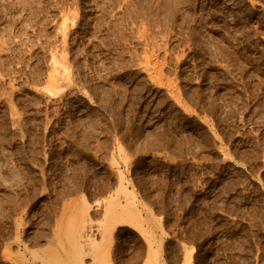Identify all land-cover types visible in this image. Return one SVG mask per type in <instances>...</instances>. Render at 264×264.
Here are the masks:
<instances>
[{
    "label": "rangeland",
    "instance_id": "obj_1",
    "mask_svg": "<svg viewBox=\"0 0 264 264\" xmlns=\"http://www.w3.org/2000/svg\"><path fill=\"white\" fill-rule=\"evenodd\" d=\"M84 218L85 264H264V0H0V264Z\"/></svg>",
    "mask_w": 264,
    "mask_h": 264
},
{
    "label": "bare ground",
    "instance_id": "obj_2",
    "mask_svg": "<svg viewBox=\"0 0 264 264\" xmlns=\"http://www.w3.org/2000/svg\"><path fill=\"white\" fill-rule=\"evenodd\" d=\"M52 78H53V77H52ZM49 79H50V78H49ZM50 81L53 82V80H50ZM50 83H51V82H50ZM12 111H13V110H12ZM65 182H67V180H66ZM69 182H70V181H69ZM121 186H122V185H121ZM2 187H3V186H2ZM6 187H7V186H6ZM124 187H125V186H124ZM70 189H71V188H70ZM76 189H77V188H76ZM64 190H65V189H64ZM67 190H68V189H67ZM118 190H119V189H118ZM3 191H4V190H3ZM3 191H2V192H3ZM10 191H11V190H10ZM6 192H7V191H6ZM6 192H4V193H6ZM11 192L13 193V191H11ZM11 192H10V193H11ZM67 192H68V191H67ZM61 193H62V192H61ZM116 193H117V192H116ZM7 194L10 195L9 192H8ZM7 194H6V195H7ZM13 194H14V193H13ZM13 194H12V195H13ZM4 195H5V194H4ZM8 195H7V196H8ZM60 195H61V194H60ZM68 195H69V194H68ZM13 196L15 197V194H14ZM13 196H12V198H10V197H11V196H10V197H9L10 199L7 197V198H8V201L11 200V199H14V200H15L16 197L14 198ZM56 198H57V197H56ZM108 199H109V198H108ZM108 199H107V200H108ZM119 200H120V198H119ZM12 201H13V200H12ZM12 201H11V203H12ZM15 201L17 202V198H16ZM113 201H115V202H113ZM113 201L111 202V205H110V204H108V205L113 206L112 203H116V202H118V201H116V200H113ZM13 202H14V201H13ZM85 202H86V201H85ZM119 202H120V201H119ZM119 202H118L117 204H115V205L118 206V205H119ZM18 203L20 204V202H18ZM63 203H64V202H63ZM82 203H84V202H82ZM82 203H81V204H82ZM16 204H17V203H16ZM19 204H18V206H19ZM22 204H23V203H22ZM64 204H65V203H64ZM68 204H69V203H68ZM74 204H75V203H74ZM81 204H80V205H81ZM101 204H102V203H101ZM12 205H13V203H12ZM12 205H11V206H12ZM47 205H48V204H47ZM59 205H60V203H59ZM66 205H67V204H66ZM72 205H73V203H72ZM87 205H88V204H87ZM87 205H85V206H86V207H85L86 210H85V208H84L83 211H87V207H88ZM123 205H124V203H123ZM15 206H17V205H15ZM51 206H52V205H51ZM54 206H55V205H54ZM78 206H79V205H78ZM119 206H120V205H119ZM12 207H14V206H12ZM19 207H20V206H19ZM19 207H17V210H18ZM49 207H50V206H49ZM59 207H60V206H59ZM4 208H5V207H4ZM52 208H53V207H52ZM65 208H66V207H65ZM74 208H75V206H74ZM80 208H81V207H80ZM82 208H83V207H82ZM112 208H113V207H112ZM121 208H122V206H121ZM124 208H125V207H124ZM14 209H15V207H14ZM109 209H111V208H109ZM109 209H108V210H109ZM114 209H116V208H114ZM114 209H113V210H114ZM6 210H7V209H6ZM21 210H22V209H21ZM78 210H79V207H78ZM81 210H82V209H81ZM4 211H5V209H4ZM8 211H9V210H8ZM18 211H20V210H18ZM56 211H57V210H56ZM58 211H59V210H58ZM62 211H63V210H62ZM64 211H65V210H64ZM64 211H63V212H64ZM70 211H71V209H70ZM83 211H82V213H83ZM88 211H89V210H88ZM12 212H13V210H12ZM48 212H50V211H48ZM113 212H114V211H113ZM7 213H8V212H7ZM7 213H6V214H7ZM42 213H43V212H42ZM53 213H54V212H53ZM60 213H61V212H60ZM68 213H69V212H68ZM77 213H79V212H77ZM117 213H118V212H117ZM45 214H47V213H45ZM48 214L50 215V213H48ZM54 214H55V213H54ZM87 214H88V213H87ZM108 214H109V213H108ZM79 215H80V214H79ZM83 215H84V214H82V216H83ZM85 215H86V214H85ZM109 215H110V214H109ZM119 215H120V213H119ZM56 216H57V215H56ZM77 216H78V215H77ZM77 216H76V217H77ZM110 216H111V215H110ZM46 217H47V216H46ZM48 217H49V216H48ZM50 217H51V216H50ZM57 217H58V216H57ZM57 217H56V219H57ZM64 217H65V216H64ZM76 217H75V221H78V220L80 221V219H82L84 216H83L82 218H80V216H78L79 219H77ZM85 217H86V216H85ZM108 217H109V216H108ZM108 217H106V218H108ZM5 218H6V217H5ZM59 218H62V216L59 217ZM48 219H49V218L45 219V220L47 221V223L50 222V221H48ZM65 219H66V218H65ZM109 219H110V217H109ZM109 219H107V220L105 219V220H106L107 222H109V221H108ZM111 219H112V218H111ZM40 220H41V219H40ZM53 220H54V219H53ZM59 220H60V219H59ZM59 220H58L57 222H59ZM84 220H85V218L82 220L83 222L81 221L82 223L79 224V225H80L79 227H78V226H75V225H78V224H75V223H74V225H72L73 227L75 226V228L78 227L76 232H75L76 229L73 228V230L75 229V230H74V232H75L74 235H75V236L80 235V236H78L77 239H76V242H75L76 244H77L78 242H80L81 239H82V240L84 239V241H85V240L88 241L89 235H91V234H90V231H91V229H93V228H92L93 225L89 224V222H87V219L85 220L86 222H84ZM60 221H61V220H60ZM66 221H67V220H66ZM9 222H10V221H9ZM64 222H65V221H64ZM64 222H63V223H64ZM4 223H5V222H4ZM54 223H56V222H54ZM72 223H73V222H72ZM79 223H80V222H79ZM104 223H105V222H104ZM104 223H103V224H104ZM64 224L67 225V223H64ZM43 225H45V224H43ZM43 225H42V226H43ZM46 225H47V224H46ZM39 226H40V225H38V227H39ZM53 226H54V224H53ZM55 226H56V224H55ZM58 226H59V228L57 227V229H56V231H55V233L58 231V232H57L58 235H57V233L54 234V232L52 231L54 228H53L52 230L50 229V223H49V227H48V228H49L52 232H51L49 229H47L46 226H45L46 228H42V227H41V230H39V229L37 230V229H36V230L39 231V232H36V231H35V233H36V234L38 233V234H39L38 236H40V237H38L37 235H33V237H34V236H35V237L37 236V237L40 238V239L42 238V236H44L45 238L48 237V238H50L49 240H48V238H47L48 242H52V241H50V240H51L52 237L54 238L55 235H57V236H59V237L61 238V235H62V234L60 235V233H62V232H61V229H60L61 226H60V225H58ZM102 226H103V225H102ZM104 226H105V224H104ZM67 227H69V225H68ZM110 227H111V225H110ZM100 229H101V228H100ZM54 230H55V229H54ZM97 230H98V229H97ZM105 230H106V229H105ZM64 231H65V230L63 229V232H64ZM71 231H72V230H71ZM92 231H93V230H92ZM1 232H2V231H1ZM65 232H66V231H65ZM93 232H94V231H93ZM98 232H99V231H98ZM104 232H105V231H104ZM69 233H70L69 235H71V232H69ZM72 233H73V231H72ZM53 234H54V235H53ZM111 234H112V233H111ZM16 235H17V234H16ZM74 235H72V236H74ZM103 235H104V234H103ZM103 235H102V237H103ZM57 236H56V237H57ZM75 236H74V237H75ZM104 236H105V237L102 238V241H103L104 238H106V235H104ZM109 236H110V234H109ZM111 236H113V235H111ZM16 237H17V236H16ZM59 237H58V238H59ZM74 237H73V243H74V240H75ZM58 238H57V239H58ZM60 238H59V240H60V245H61L62 242H61V239H60ZM80 238H81V239H80ZM94 238H95V237H94ZM19 239H20V237H19ZM36 239H37V238H36ZM40 239H39V240H40ZM55 239H56V238H55ZM67 239L69 240V238H67ZM89 239H90V238H89ZM106 239H107V238H106ZM112 239H113V237H112ZM37 240H38V239H37ZM43 240H44V239H43ZM45 240H46V239H45ZM52 240H53V239H52ZM71 240H72V239H71ZM92 240H93V239H92ZM41 241H42V240H41ZM55 241H56V240H54L53 243H54ZM77 241H78V242H77ZM111 241H112V240H111ZM39 242H40V241H39ZM70 242H71V241H70ZM82 242H83V241H81V243H82ZM109 242H110V241H109ZM55 243H56V242H55ZM73 243H71V245H72ZM94 243H95V242H94ZM99 243H100V242H99ZM101 243H102V242H101ZM103 243H104V242H103ZM106 243H107V242H106ZM3 244H4V243H3ZM8 244H9V243H8ZM13 244H14V243H13ZM29 244H30V243H29ZM43 244H44V243H43ZM83 244H84V243H83ZM83 244H81V245H83ZM108 244H110V243H108ZM0 245H1V244H0ZM55 245H56V244H55ZM60 245H59V246H60ZM64 245H65V244H64ZM81 245L79 246V243H78L77 245H74V244H73V246H75V247H78V246H79V247H82ZM2 246H3V245H2ZM36 246H37V245H36ZM61 246H63V245H61ZM86 246H87V245H86ZM100 246H101V245H100ZM3 247H4V246H3ZM10 247H11V246H10ZM27 247H28V246H27ZM27 247H26V249H27ZM39 247H40V246H39ZM39 247H38V248H39ZM79 247H78V249L75 251V253H74V257L72 256V259H70V260H73V259H74L73 263H69V262H70L69 259H68L69 262L63 260V259H64L63 256H62V258H63V259H62L60 256H58L59 254H54L53 257H51V255H50V256H49V257H51L50 259H49L47 256H46V257H47V258H46V257L44 256L46 253H44V255H43V254L41 255V253L46 249V247L44 248V245H43V247H41V248H43V250H42L41 253H39V251H38L40 248H39L38 250H36V249L34 248L36 252L32 253V255H33V257H34L32 260L28 259L27 257H26V258H23V256L21 255V257L17 256V258H20V259H18V260L15 262V264H74V262H75V264H83V263L85 264L86 262L83 261V260H84V257H85V256H84V250H83V248H79ZM94 247H95V246H94ZM1 248H2V247H1ZM17 248H18V247H17ZM20 248H21V247H20ZM47 248H48V247H47ZM64 248H66V247L64 246V247H62L61 249H64ZM67 248H69V247H67ZM72 248H73V247H72ZM72 248H70V249H72ZM84 248H85V247H84ZM105 248H106L105 250H107V246H106ZM5 249H6V248H5ZM8 249H9V248H8ZM34 249H33V250H34ZM70 249H69V250H70ZM75 249H76V248H75ZM6 250H7V249H6ZM9 250H10V249H9ZM9 250H8V251H9ZM19 250H20V249H19ZM73 250H74V249H73ZM85 250H86V249H85ZM3 251H4V250H3ZM45 251H46V250H45ZM57 251L59 252V250H57ZM71 251H72V250H71ZM71 251H69V252L72 254ZM91 251H92V250H91ZM109 251H110V250H109ZM190 251H191V250H190ZM11 252H12V251H11ZM32 252H33V251H32ZM62 252H63V251H62ZM64 252H65V251H64ZM67 252H68V251H67ZM69 252H68V253H69ZM16 253H18V255L21 254V253H19L18 251H17ZM59 253H60V252H59ZM85 253H86V252H85ZM186 253H188V252H186ZM7 254H9V252H8V253L6 252V255H7ZM12 254H14V253H12ZM12 254H11V255H12ZM62 254H63V253H62ZM0 255H1V254H0ZM16 255H17V254H16ZM47 255H49V253H48ZM60 255H61V254H60ZM66 255H67V253H66ZM91 255H93V254H91ZM106 255H107V254H106ZM68 256H69V255H68ZM7 257H8V256H7ZM14 257H15V256H14ZM65 257H66V256H65ZM69 257H70V256H69ZM88 257H89V256H88ZM140 257H142V256H140ZM149 257H150V256H149ZM149 257L147 256V258H149ZM11 258H12V256H11ZM67 258H68V257H67ZM110 258H111V257H110ZM147 258H146V259H147ZM99 259H100V258H99ZM149 259H150V258H149ZM89 260H90V259H89ZM13 261H14V260H13ZM127 261H128V260H127ZM144 261H146V260H144ZM92 262H93V261H92ZM94 262H95V261H94ZM106 262H109V261L106 259ZM135 262H136V261H135ZM138 262H139V261H138ZM150 262H151V261H149V263L147 262V263H145V264H150ZM5 263H6V262H5ZM90 263H91V262H90ZM114 263H115V262H114ZM129 263H130V262H129ZM93 264H95V263H93ZM106 264H107V263H106Z\"/></svg>",
    "mask_w": 264,
    "mask_h": 264
}]
</instances>
